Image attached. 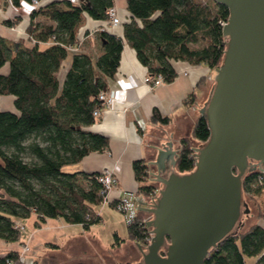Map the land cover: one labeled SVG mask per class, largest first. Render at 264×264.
I'll use <instances>...</instances> for the list:
<instances>
[{
	"label": "trees",
	"instance_id": "obj_1",
	"mask_svg": "<svg viewBox=\"0 0 264 264\" xmlns=\"http://www.w3.org/2000/svg\"><path fill=\"white\" fill-rule=\"evenodd\" d=\"M33 1L0 0V8L9 5L19 14L3 20L8 27L21 22L22 4H30L28 37L24 41L31 43L27 47L22 39L9 42L0 36V68L9 63L8 73L0 74V96L13 95L17 110L0 111V239L6 243L24 244L17 220L33 213L38 223L60 218L67 224H80L84 230L101 221L96 208L103 205L105 188L98 180L99 172H66L63 167L77 163L90 152L107 149L108 138L87 127L100 117L94 111L104 109L98 95L114 76L125 44L134 50L147 74L161 76L163 82H171L177 75L171 61L201 64L214 70L225 49L221 22H226L228 10L215 1L126 0L130 19L123 24L122 37L104 26L114 0H50L38 6ZM39 16L49 24L35 21ZM86 16L102 23L97 31L89 29L95 31L101 50L95 59L78 50L82 40L78 31ZM89 31H84L85 35ZM47 40L51 45L40 50L39 42ZM69 53H73L71 64L60 84L57 74ZM203 81L200 79L199 84ZM196 101V95L191 93L184 104L195 107ZM169 121L157 109L152 111L151 123L167 125ZM208 137L206 120L199 114L189 135L179 140L177 171L193 170L191 148ZM148 160L132 163L138 184L135 193L145 199L157 187L149 180ZM259 176L258 172L245 175L242 192L257 205V217L264 219L255 197L264 193V180L260 183ZM115 204L116 200H112L107 205L116 209ZM146 216L138 211L135 219L126 223L128 240L146 244ZM115 238L112 246L121 242ZM22 258L18 251L11 250L0 257V264H25ZM247 258L264 264V229L257 223L247 228L242 225L235 235L211 248L203 264H246ZM45 260L34 264H50Z\"/></svg>",
	"mask_w": 264,
	"mask_h": 264
},
{
	"label": "water",
	"instance_id": "obj_2",
	"mask_svg": "<svg viewBox=\"0 0 264 264\" xmlns=\"http://www.w3.org/2000/svg\"><path fill=\"white\" fill-rule=\"evenodd\" d=\"M214 1L228 10L225 49L207 97L195 103L209 137L191 148L194 168L182 173L171 141L152 146L147 165L158 194L136 197L151 238L135 242L141 255L131 264H203L211 248L253 217L242 183L264 172V0Z\"/></svg>",
	"mask_w": 264,
	"mask_h": 264
},
{
	"label": "crops",
	"instance_id": "obj_3",
	"mask_svg": "<svg viewBox=\"0 0 264 264\" xmlns=\"http://www.w3.org/2000/svg\"><path fill=\"white\" fill-rule=\"evenodd\" d=\"M113 7L121 24L110 28V31L122 37L123 24L130 19L126 10V0H114ZM29 10L30 4L23 3L20 10L23 14L21 22L15 27H8L2 23L3 20L13 19L19 14L9 5L0 8V36L9 42L20 39L24 41ZM35 21L39 24H49L43 16H39ZM99 26H102L100 21H93L86 16L85 25L78 31L82 38L78 50L90 55L92 59H95L101 51L95 36ZM91 27L95 31H89ZM84 30H88L89 33L85 35ZM23 44L27 47L31 46L27 40ZM50 45V40L41 41L38 48L43 50ZM72 54L67 55L57 74L60 84L70 67ZM171 64L177 73L174 80L162 82L151 88L143 82V76L147 72L145 67L137 60L134 50L124 45L115 74L107 81L106 91L112 94L113 100L109 107L103 109L99 119L87 127V130L107 137L108 147L103 151L90 152L77 163L67 165L66 172L93 173L104 169L112 170L115 173L116 182L108 193L110 200H114L123 193L137 190L138 184L132 168L133 161L152 157L155 154V147L160 142L171 141L176 149L179 140L189 135L196 119L188 118V112L195 107H188L184 101L191 93H194L197 104L207 97L212 85L214 70L209 67L190 64L186 61H171ZM8 71L9 63L7 62L0 68V74L6 75ZM200 79L204 81L199 84ZM14 101L13 95L0 96V111L17 113ZM154 109H157L161 116L170 119L167 125L150 122ZM172 131L174 134L172 139H169V132ZM255 197L264 213V193ZM248 204L253 217L244 219L243 228L257 223L264 229V219L257 217V205L249 201ZM109 207L114 210L113 207ZM103 220L102 215L101 221ZM17 222L22 226L21 241L24 244L6 243L0 239V257L14 250L23 255L25 264H34V261L41 262L43 259L50 264L76 262L131 264L134 263L133 259L141 255L135 241L127 239V231L123 232L122 237L119 236L118 225L114 223L111 224L110 231L114 232L119 240L121 239L117 246H112L115 240L105 242L98 236L89 234L90 229L84 230L80 224H67L60 218H46L44 222L38 223L37 216L33 213L28 218L19 219ZM50 244L53 246L49 247ZM47 259H52L53 262ZM255 261L254 258L251 264H255Z\"/></svg>",
	"mask_w": 264,
	"mask_h": 264
},
{
	"label": "built area",
	"instance_id": "obj_4",
	"mask_svg": "<svg viewBox=\"0 0 264 264\" xmlns=\"http://www.w3.org/2000/svg\"><path fill=\"white\" fill-rule=\"evenodd\" d=\"M50 0H45L44 3H39L36 0H34V5L38 6V5H43L46 4V2H48ZM76 1V0H75ZM107 15H108V21L105 22L106 27H108L109 29L121 24V21L117 15V12L115 10V8H110L109 10H107ZM225 24V21L221 22V25L223 26ZM85 31V30H84ZM83 31V32H84ZM25 37H28L27 34H25ZM69 49L71 50H77L73 47H70ZM143 82L148 85L149 87H155L159 84H161L163 82V78L161 76H149L146 72V74L143 76ZM98 99L101 101V104L103 106V108H107L109 107L110 103L113 100V96L112 94L108 93L107 91H101L98 95ZM103 109H97L94 111V115L95 116H100L102 113ZM194 158V155H193ZM194 163H195V158H194ZM260 174L259 176V182L263 183L264 180V172H258ZM99 177L98 180L104 185L105 191H102V193H105V197L103 200V204H108L110 203L112 200L109 199L108 197V193L111 190L112 186L115 184L116 182V176L115 173L110 170V169H104L103 171L99 172ZM136 191L134 192H126L123 193L122 195H119L118 197H116L114 200H116V204H115V208L118 212H120L125 220V223H130L132 222L136 215L137 212L139 211L137 206H138V201L136 199V197H140L137 196ZM158 194V187L155 188L153 194L150 196L154 197L155 195ZM142 198V197H140ZM150 198L145 199L142 198L144 201H148ZM17 227L20 228L22 230V226L20 224H17ZM148 237L146 239V244L147 245L150 242V238H151V233L147 231Z\"/></svg>",
	"mask_w": 264,
	"mask_h": 264
},
{
	"label": "rangeland",
	"instance_id": "obj_5",
	"mask_svg": "<svg viewBox=\"0 0 264 264\" xmlns=\"http://www.w3.org/2000/svg\"><path fill=\"white\" fill-rule=\"evenodd\" d=\"M73 1H75V0H73ZM202 1H208L209 3H213L214 0H202ZM83 25H85V21L83 22ZM91 28H93V27H91ZM213 76H214V74H213ZM204 100L199 101L198 103H202V102H204ZM196 107H197V105L195 106V108ZM195 108L188 112V118L195 119L199 116V113H197V110ZM67 167L68 166L63 167V171H66ZM154 185H156V184H154ZM96 210H97L98 214L101 216V218L103 215L104 220L92 224L89 228L90 229L89 234H94V235L98 236L99 238H101V240H103L105 242L107 240H110L109 242L114 241L116 239L114 232L110 231L111 224L114 223V224L118 225V231H117L118 235L121 237L124 235L123 232L126 231V223H125L123 215L120 212H118L115 209L114 210L111 209L109 207V205H107V204H103V205L101 204L100 206H98L96 208ZM101 212H102V215H101ZM253 259L254 258H247L246 264H251Z\"/></svg>",
	"mask_w": 264,
	"mask_h": 264
}]
</instances>
